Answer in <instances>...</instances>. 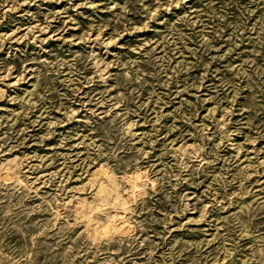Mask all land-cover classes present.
<instances>
[{
	"label": "rangeland",
	"instance_id": "374dc122",
	"mask_svg": "<svg viewBox=\"0 0 264 264\" xmlns=\"http://www.w3.org/2000/svg\"><path fill=\"white\" fill-rule=\"evenodd\" d=\"M0 264H264V0H0Z\"/></svg>",
	"mask_w": 264,
	"mask_h": 264
},
{
	"label": "bare ground",
	"instance_id": "6f19581e",
	"mask_svg": "<svg viewBox=\"0 0 264 264\" xmlns=\"http://www.w3.org/2000/svg\"><path fill=\"white\" fill-rule=\"evenodd\" d=\"M9 166V165H8ZM4 169V168H3ZM9 171V169H5V172H8ZM3 172V171H2ZM14 174V173H13ZM110 179H111V177H110ZM109 179V183L108 184H106L105 183V186L103 187V186H100V184H99V187H100V192L102 193V191H105V187H106V185H110L108 188H110V191L112 192H110L111 194H109L108 193V197L110 196V198H113V201L114 200H118L119 199V195L120 194H118L117 193V189H115V183L112 181V180H110ZM100 181V180H99ZM108 181V180H107ZM102 182V181H101ZM100 182V183H101ZM106 182V181H105ZM107 188V189H108ZM106 189V190H107ZM98 190H99V188H98ZM109 191V190H108ZM98 192V191H97ZM100 193V194H101ZM105 193V192H104ZM104 193H102V194H104ZM107 193V192H106ZM99 194V193H98ZM107 196V195H106ZM121 196V195H120ZM103 197V196H102ZM101 200V199H100ZM101 201H103V200H101ZM105 201V200H104ZM106 201H108V200H106ZM105 201V202H106ZM83 202V201H82ZM105 202H103V203H105ZM119 202V201H118ZM120 203V202H119ZM125 203H126V200H124L123 199V202H122V204H121V207L119 208V210H117V209H115V212H114V214H113V216L111 217H108V222H109V225H110V228L111 229H113V228H115V223L118 221V217L122 214V213H119V211H121V212H123V211H125L126 210V208H125ZM84 204V203H83ZM106 204H108V203H106ZM109 206V205H108ZM115 206V205H114ZM120 206V205H119ZM110 207H111V205H110ZM113 210V209H112ZM78 213V212H77Z\"/></svg>",
	"mask_w": 264,
	"mask_h": 264
}]
</instances>
